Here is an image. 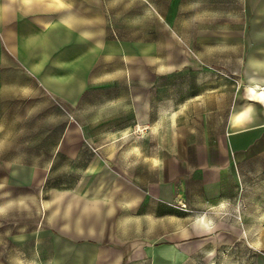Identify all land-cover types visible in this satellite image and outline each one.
I'll return each mask as SVG.
<instances>
[{
	"label": "crops",
	"instance_id": "crops-1",
	"mask_svg": "<svg viewBox=\"0 0 264 264\" xmlns=\"http://www.w3.org/2000/svg\"><path fill=\"white\" fill-rule=\"evenodd\" d=\"M144 1L140 39H119L113 0H0V264H245L264 247V0H241L238 36L220 48L183 37L172 5ZM197 48L235 51V65L214 70ZM102 59L131 108L141 78L138 124L173 125L143 133L157 146L141 184L134 166L108 173L83 144L81 125L102 122L75 113ZM183 73L195 79L184 99L162 83ZM71 163L77 179L53 180Z\"/></svg>",
	"mask_w": 264,
	"mask_h": 264
},
{
	"label": "rangeland",
	"instance_id": "rangeland-1",
	"mask_svg": "<svg viewBox=\"0 0 264 264\" xmlns=\"http://www.w3.org/2000/svg\"><path fill=\"white\" fill-rule=\"evenodd\" d=\"M113 1L112 21L119 28H109V32L112 34L120 33L122 36H119V39H125L131 36L135 39H140L142 31L140 28L142 22L141 8L145 4V1ZM152 2L160 4L163 7L172 5L175 8L180 17L179 24L184 34L183 37L189 38L188 34L190 29L192 32L197 30V39H204L203 37L205 36L213 39L215 48H220L216 45V41L220 40L222 34H229L231 38H237V28L243 21V13L240 11L242 5L241 0H152ZM253 17L252 14H247L246 19L253 20ZM130 21H134L135 26H137L133 30L125 27ZM226 31H229V33ZM196 53L202 59L207 58V60L213 62L215 66L214 70L219 69L216 66L221 63L232 67L235 65L237 58V52L235 51L226 54L215 49L212 53H206L203 49L197 48ZM98 65L97 63L94 76L87 77V84L94 89L87 93L85 106L79 110V113L76 112L75 116H84L88 122L97 120L102 123L81 125L85 127V132L87 133V140L83 144L94 154L93 160H98L99 164L105 167L108 173L109 171L111 174L114 172L117 173V170L122 172L120 170L126 168V165L134 166L135 170L132 174L133 182L135 184H141L143 175L141 171L142 167L147 166L148 160H150V164L153 161V158L143 156V153L149 150L151 152L153 146H157V141H154L152 136L149 138L143 137V133L156 134L158 131L161 132L163 128H166L165 132L166 136H168L169 133L167 132L173 129V125L166 124L164 127L138 124V121L142 122L147 118V111L142 108V97H145L146 93L142 91L141 86L144 84L141 78L139 77L134 80V86L136 88L134 96L138 101L135 100L134 108H131V103L129 106L126 104V94L121 92L122 85L124 84L123 78L119 73H113V64L102 59L100 69L97 68ZM136 67H140V62H137ZM193 80L195 79L191 78L189 73H183L176 78L167 77L162 83H166L167 85H181V96L184 99V97L190 94L191 86L194 84ZM226 80L227 77L215 75L212 81L214 84H219ZM161 95L168 97L173 96V93H162ZM153 97L157 98L158 96L157 94H153ZM161 111L162 113L169 111L168 105ZM157 112L156 109L152 110L150 117H156ZM71 117L74 116L71 115ZM74 125V127H78V125ZM74 166V163L70 164V172L61 171V169H66V167L59 166V169L54 172L53 180L67 183L77 179L78 174L72 170L75 168ZM154 176L150 173L151 178H154ZM233 255L236 256V254ZM261 259H264V247L250 249L249 252H246L245 264H257ZM199 264L205 263L200 261Z\"/></svg>",
	"mask_w": 264,
	"mask_h": 264
},
{
	"label": "bare ground",
	"instance_id": "bare-ground-1",
	"mask_svg": "<svg viewBox=\"0 0 264 264\" xmlns=\"http://www.w3.org/2000/svg\"><path fill=\"white\" fill-rule=\"evenodd\" d=\"M257 90H260V88H259V87H257Z\"/></svg>",
	"mask_w": 264,
	"mask_h": 264
}]
</instances>
